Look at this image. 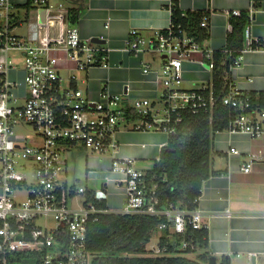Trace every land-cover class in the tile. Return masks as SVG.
Instances as JSON below:
<instances>
[{
  "label": "built area",
  "instance_id": "2783aa9c",
  "mask_svg": "<svg viewBox=\"0 0 264 264\" xmlns=\"http://www.w3.org/2000/svg\"><path fill=\"white\" fill-rule=\"evenodd\" d=\"M253 13L252 8L244 48L225 78L222 103L234 112L226 131L262 139L264 111L251 109L249 93L231 77L244 53L263 47L251 34ZM241 14L233 12V16ZM77 23L71 21L67 0H0V264H9L18 255L34 256L35 264H94L96 254L88 248L89 226L109 213L162 219L153 236L155 243L151 245L152 238L145 248L146 257L198 256L201 250L192 232L208 231L198 209L200 197L195 210L159 209L157 185L147 183L135 159L117 156L116 136L129 127L159 131L170 138L178 133L186 114L211 113L217 103L212 77L217 51L204 47L173 22L151 37L133 29L124 52L163 58L157 73L159 98L136 99L127 105L124 97L129 93H111L106 83L97 100L80 86L84 82L80 74L88 76L98 67L110 69V50L84 39ZM201 26L209 28L207 17ZM218 52L228 57L235 53L226 48ZM11 54L16 62L10 60ZM189 62L200 64L210 75L198 88L180 86ZM144 73H150L148 65ZM19 127H29L32 133L20 134ZM74 146L111 159L103 186L93 191L91 200L86 186L66 179L64 156ZM228 154L242 153L230 147ZM260 159L251 155L240 169L249 173ZM118 190L123 192V207L110 209V192ZM81 195L85 200L71 207L70 202Z\"/></svg>",
  "mask_w": 264,
  "mask_h": 264
},
{
  "label": "crops",
  "instance_id": "0c3cea01",
  "mask_svg": "<svg viewBox=\"0 0 264 264\" xmlns=\"http://www.w3.org/2000/svg\"><path fill=\"white\" fill-rule=\"evenodd\" d=\"M81 1L67 0V5L79 12L77 24L81 35L102 49L110 50L108 56L112 64L110 69L94 68L88 76L80 74L84 81L80 86L86 94L99 100L107 83L111 93H129L124 97L127 105L136 99L157 100L161 89L157 73L163 58L155 53L135 56L124 52V48L133 29L146 37L165 30L172 22V0ZM179 7L184 13L206 14L209 32L204 47L217 52L227 46L233 12L249 13L253 8L251 34L263 42V47L244 53L231 77L245 93L264 92V0H179ZM95 38L100 42H93ZM145 65L150 67V73H144ZM205 76L210 78L200 64L189 62L180 86L192 82L197 85L194 88H198L201 82L208 81ZM116 138L119 143L117 156L135 159L141 170L150 169L160 159L162 148L169 140L159 131L131 130L129 127L121 128ZM213 147L212 167L220 173L205 182L198 202L202 221L208 226L206 252L216 257L218 264L225 260L229 264H264V138L217 132ZM230 147H236L241 156L228 154ZM75 150L86 154L85 186L87 194L92 196L93 191L103 186L111 159L93 156L80 146L68 152ZM251 155L262 159L254 163L251 172L245 173L240 168ZM108 202L110 209L120 210L124 203L122 190L111 191Z\"/></svg>",
  "mask_w": 264,
  "mask_h": 264
},
{
  "label": "trees",
  "instance_id": "16d2710c",
  "mask_svg": "<svg viewBox=\"0 0 264 264\" xmlns=\"http://www.w3.org/2000/svg\"><path fill=\"white\" fill-rule=\"evenodd\" d=\"M172 22L176 28L185 30L200 44L208 38V29L201 26L206 17L203 12L184 13L179 7V0H172ZM79 12L71 9V21L77 23ZM249 13L243 12L239 17L230 19L231 32L227 38L226 49L235 51L231 56L216 52L213 82L215 84L217 103L212 112L186 114L178 133L171 136L162 148L160 159L155 161L146 173L149 185L156 184L159 209L170 207L197 208L196 199L202 194L205 182L220 172L212 167L214 160V135L226 131L234 115L222 103L225 78L230 67L245 45V29L250 23ZM251 109L264 111V92H251ZM136 116L133 117L135 119ZM91 200L92 196L87 194ZM105 208V203H97ZM162 219L147 215L102 214L88 230V248L96 254L94 264H204L209 261L208 231L192 232L195 243L201 253L196 260L187 257H131L144 255L161 224ZM183 238V237H180ZM179 238V239H180ZM34 256L18 255L10 258L9 264H35Z\"/></svg>",
  "mask_w": 264,
  "mask_h": 264
},
{
  "label": "rangeland",
  "instance_id": "374dc122",
  "mask_svg": "<svg viewBox=\"0 0 264 264\" xmlns=\"http://www.w3.org/2000/svg\"><path fill=\"white\" fill-rule=\"evenodd\" d=\"M86 0H82L81 2H84ZM10 60L13 62H16V59L12 58L13 54L9 55ZM198 59H200V57H197ZM20 63V60L18 59V62ZM204 76V75H203ZM207 80H209V77H206ZM200 85V84H199ZM198 85V86H199ZM197 85H195L194 83L190 82V83H185L182 85V87H184L185 89H192L194 87H196ZM18 133L23 134V133H32V130L28 127V128H22L19 127L18 129ZM66 158V160L68 161V169H67V176L66 179L68 180V182L70 184H78L80 186H85L86 185V168H87V161H86V154L80 151H71L65 154L64 156ZM141 168H143V166H141ZM20 197H23L20 195ZM85 200L84 196H79L77 199L72 200L70 202V206L71 207H77V202H83ZM155 243V238H153L151 245H153ZM196 255V254H195ZM146 257L145 255H131V257ZM188 257H192V256H188ZM197 257V256H196ZM193 258H195V256L193 255ZM197 258H195L196 260Z\"/></svg>",
  "mask_w": 264,
  "mask_h": 264
},
{
  "label": "water",
  "instance_id": "95a60500",
  "mask_svg": "<svg viewBox=\"0 0 264 264\" xmlns=\"http://www.w3.org/2000/svg\"><path fill=\"white\" fill-rule=\"evenodd\" d=\"M93 42L99 43L100 42V39L95 38V39H93ZM207 264H218L217 258L216 257H213V256L210 257ZM220 264H229V263H228V261L225 260V261H222Z\"/></svg>",
  "mask_w": 264,
  "mask_h": 264
},
{
  "label": "flooded vegetation",
  "instance_id": "af4514ba",
  "mask_svg": "<svg viewBox=\"0 0 264 264\" xmlns=\"http://www.w3.org/2000/svg\"><path fill=\"white\" fill-rule=\"evenodd\" d=\"M192 260H195V259H192ZM204 264H207V263H204Z\"/></svg>",
  "mask_w": 264,
  "mask_h": 264
}]
</instances>
